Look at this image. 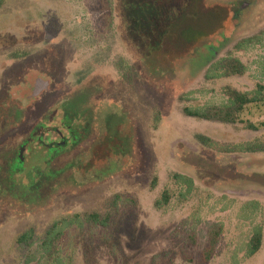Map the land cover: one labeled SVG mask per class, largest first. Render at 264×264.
Instances as JSON below:
<instances>
[{
  "label": "rangeland",
  "instance_id": "obj_1",
  "mask_svg": "<svg viewBox=\"0 0 264 264\" xmlns=\"http://www.w3.org/2000/svg\"><path fill=\"white\" fill-rule=\"evenodd\" d=\"M98 1L6 0L0 8V264H43L39 244L53 220L110 214L115 195L131 199L109 219L115 252L101 230L73 246V227L52 264H206L214 225L222 233L209 264H264V153L224 154L196 140L223 148L264 138V107L236 125L181 112L222 105L225 86L264 85V36L233 50L264 31V0H109L110 26ZM82 21L88 30H76ZM14 50L30 56L11 60ZM228 53L245 73L205 80L207 65ZM247 121L258 130H246ZM171 173L193 180L188 201L177 200ZM165 188L171 200L156 210ZM249 201L260 212L246 218ZM256 226L262 246L244 258ZM30 229L33 240L18 245Z\"/></svg>",
  "mask_w": 264,
  "mask_h": 264
},
{
  "label": "trees",
  "instance_id": "obj_2",
  "mask_svg": "<svg viewBox=\"0 0 264 264\" xmlns=\"http://www.w3.org/2000/svg\"><path fill=\"white\" fill-rule=\"evenodd\" d=\"M63 1H72V0H63ZM6 0H0V8L5 3ZM98 8L101 12L100 21L102 22V26L106 25L110 26L112 21L110 1L109 0H99ZM83 20V16H82ZM89 24L79 23L76 25V30L83 29L84 31L88 30ZM108 27H106L107 29ZM264 36V31H260L257 34L252 36L243 38L234 44V51H242L246 47H249L254 44H258L261 42ZM30 56V52H20L17 50L12 51L10 59L18 60L25 59ZM246 71L245 65L238 59L233 56L231 53L226 54L225 56L217 59L215 61H211L204 71L203 78L205 80H216L223 78H231V77H239L242 76ZM79 81V80H78ZM81 81H79L80 83ZM221 93L225 96V101L220 106H207L204 108H190L183 107L181 112L184 116L189 118H195L203 121H212V122H220L224 124L236 125L238 123H242L240 116L246 112L249 108H254L259 110L261 107H264V85L257 83L255 89L251 92H242L231 86H225L221 89ZM187 95L182 96L181 98L184 101H187ZM158 117L154 120L157 125ZM246 130L248 131H257V127L254 126L251 122L247 121ZM196 140L205 147L210 149H216L218 152L224 154H246V155H254V154H262L264 153V138H256L253 140L242 141L236 144L228 145L223 148H216L213 146V142L204 136L197 135ZM44 149V148H43ZM48 150V149H47ZM171 184L170 187L173 188V192H176V198L179 202L188 201L197 190L193 180L183 174L179 173H171L167 178ZM155 180L151 182V187H154ZM169 187V188H170ZM169 188H165L162 190L159 197L154 201L153 206L156 210H161L171 200V192ZM221 199H225L222 197ZM131 203L130 198H122L120 195H115L110 202V209L112 212L110 214H106L105 216L100 215L99 213H84V214H73L66 215L60 218L53 220L46 228L40 244V259L43 260V264H52L56 259V254L60 245L66 239L68 233L70 232V228L75 230L71 237L76 236L74 238V245H76L77 241L83 236H87L91 240H96L95 231L101 230L103 233L100 236V241L102 244H109L110 251L112 253L115 252L117 247L115 245L110 244L111 234L107 233L109 231L110 217L112 214H117L121 210V206H125ZM229 203V202H228ZM226 209V205L224 206ZM245 209L250 213L246 218H251L255 214L260 212V206L255 201H249L245 204ZM223 210V209H222ZM182 227V223L179 225L178 231ZM69 229V230H68ZM68 231V233L66 232ZM222 233V227L220 225H214L208 231V240L207 247L203 251V262L209 264L212 259V251L217 245L219 241V237ZM34 230L30 229L27 232L21 234L16 242L18 245H27L29 241L34 238ZM194 233L190 232L186 235V240L189 243H192L194 240ZM262 228L261 226H256L252 230L251 237L246 245V251L244 253V258H251L255 256L261 246H262ZM77 240V241H76ZM71 243V241H69ZM71 246V244H70ZM83 250V254H87L90 248ZM90 254L84 256V260L87 261L86 258H90Z\"/></svg>",
  "mask_w": 264,
  "mask_h": 264
},
{
  "label": "water",
  "instance_id": "obj_3",
  "mask_svg": "<svg viewBox=\"0 0 264 264\" xmlns=\"http://www.w3.org/2000/svg\"><path fill=\"white\" fill-rule=\"evenodd\" d=\"M40 82V81H39ZM41 83H43V82H41ZM43 84H47V83H43ZM35 88H37V84H36V86H35ZM35 93H36V91H35ZM66 144V142L65 141H62V143H61V146H64ZM52 145H49V147H51Z\"/></svg>",
  "mask_w": 264,
  "mask_h": 264
}]
</instances>
